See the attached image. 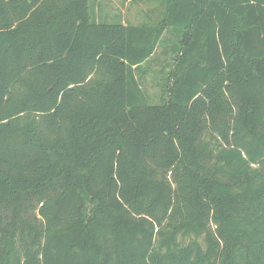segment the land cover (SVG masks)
<instances>
[{
  "label": "trees",
  "instance_id": "obj_1",
  "mask_svg": "<svg viewBox=\"0 0 264 264\" xmlns=\"http://www.w3.org/2000/svg\"><path fill=\"white\" fill-rule=\"evenodd\" d=\"M156 3L0 0V264H264V0Z\"/></svg>",
  "mask_w": 264,
  "mask_h": 264
},
{
  "label": "rangeland",
  "instance_id": "obj_2",
  "mask_svg": "<svg viewBox=\"0 0 264 264\" xmlns=\"http://www.w3.org/2000/svg\"><path fill=\"white\" fill-rule=\"evenodd\" d=\"M93 1L90 0L91 10H92V19H94L96 22H108V23H115L118 21L120 13L124 14V20L125 22L130 23H140L147 19L146 16L150 19V21H153L157 17H159L157 13L158 5L156 3L157 0H110V5H107L105 1L103 0V10L102 11H109L112 15L111 19H105L104 17H98L96 12H94L93 7ZM95 6V4H94ZM107 6H110L108 8ZM157 7V9H156ZM154 8V9H153ZM150 9H153L152 12H150ZM123 20V19H122ZM161 49V48H160ZM162 51V49L160 50ZM157 59L161 60V62H158V64L153 63V68L150 70L148 74L145 75L144 79V86L145 89L151 94L154 95L158 91V85H157V79L154 78V75H158V70L161 69L162 65L165 63L164 60L167 59V61L170 63V56L161 55L159 52L157 55ZM165 70H168V67Z\"/></svg>",
  "mask_w": 264,
  "mask_h": 264
},
{
  "label": "crops",
  "instance_id": "obj_3",
  "mask_svg": "<svg viewBox=\"0 0 264 264\" xmlns=\"http://www.w3.org/2000/svg\"><path fill=\"white\" fill-rule=\"evenodd\" d=\"M103 0H94L93 1V7H94V12H96L95 15H97L98 17H104L105 19H111V12L109 13V11L111 9H109L108 11H102L103 10V3H102ZM105 3L107 5H110L109 1L110 0H104ZM95 4V6H94ZM108 8H110V6H107ZM119 19H123L122 22L125 23V20H124V14H123V11L122 13H120V16H119Z\"/></svg>",
  "mask_w": 264,
  "mask_h": 264
}]
</instances>
